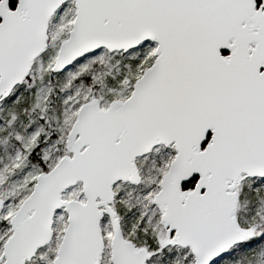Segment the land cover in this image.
I'll use <instances>...</instances> for the list:
<instances>
[{
	"label": "snow or ice",
	"instance_id": "1",
	"mask_svg": "<svg viewBox=\"0 0 264 264\" xmlns=\"http://www.w3.org/2000/svg\"><path fill=\"white\" fill-rule=\"evenodd\" d=\"M0 264H264V0H0Z\"/></svg>",
	"mask_w": 264,
	"mask_h": 264
}]
</instances>
